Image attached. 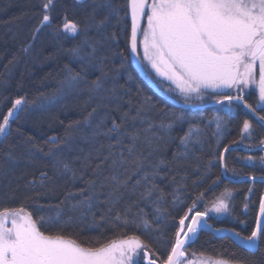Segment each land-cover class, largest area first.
Segmentation results:
<instances>
[{
    "label": "trees",
    "instance_id": "trees-1",
    "mask_svg": "<svg viewBox=\"0 0 264 264\" xmlns=\"http://www.w3.org/2000/svg\"><path fill=\"white\" fill-rule=\"evenodd\" d=\"M42 2L43 0H0V117L6 114L16 98L24 97L26 100L18 118L11 121L10 135L7 139L0 138V162H5L4 154L7 152L20 157L17 164L6 162L7 175L0 176V208L26 203V208L31 210L34 216L54 217L56 205L64 200L70 190L76 195L61 206L62 219L67 221L69 217L72 218V222L62 229L66 237L76 240L82 246L92 247L135 233L149 243L157 254H161L167 252L168 240L174 231L177 217L182 215L179 209L183 205L173 206L172 201L178 199L190 204L197 193L203 192L204 201L210 205V202L227 188L233 194L231 217L221 220L209 218V222L217 229H234L240 232L241 236L249 235L258 217L264 184L229 183L223 178L213 183L223 171L217 155L225 145L237 148L226 154L229 173L232 174L234 169L239 177H264L263 167L249 166L243 162L246 154L260 155L262 151L257 148L245 151L238 146L242 141V121L250 118L249 114L243 108L235 107L229 119L223 106L215 103L203 107H186L183 98L174 90L165 91L166 88L173 89L169 83L158 77L147 79L136 66L128 47L131 19L130 14H124L127 11L126 0H113L121 10L119 23L112 18L104 33L98 34L94 29L87 33V38L97 48L93 58L95 67H88L87 70H83L81 62L74 59L70 53L73 47L83 45L85 33L81 31L79 35L71 36L61 29L65 16L70 21L85 23L94 6V0H84L81 4L75 3V0H54L51 10L52 26L43 28L33 39V29L41 18ZM104 12L103 9L98 10L97 18ZM113 32L116 33L114 40L111 39ZM24 48L28 50L24 51ZM66 68H70L74 73H81L85 78L75 89L69 90L62 83L67 75ZM96 79H100L104 86L96 94L97 97L111 95V99L89 98L87 88ZM113 87L116 91L110 94L108 89ZM145 98H150L154 107H149ZM246 99L251 104H255L257 100L254 93ZM50 100L54 102L49 103ZM116 105L119 106V111L113 110ZM142 106L144 111L133 120L132 117L137 116V109ZM93 108H96V113L89 125L85 120ZM125 112L129 113V117L124 121L121 131L139 130L141 140L138 150L144 153L147 162L153 165H159L161 160L166 162V166H159L160 175L155 178L158 193H162L163 199L159 200L158 204L155 197L152 203H139V207L148 214V219L153 224V230L150 232H137L131 227L114 229L101 222V213L106 208L103 204L92 210L95 221L93 215L87 212L81 216V212L73 210L71 205L81 199L80 190L92 175V169H88L83 180L77 179L73 183L68 177L54 175L51 168L53 157L46 154L52 149L54 155L73 161L74 166L79 168V161L74 160L76 156H83L90 149L99 148L101 144L105 146V153L107 151L106 137L100 136L93 140L91 136L95 124L105 116L120 122ZM261 114L264 113H257ZM175 116H183L184 119L176 121L170 130L161 127L162 124L172 123ZM217 117L221 125L219 130ZM252 122L255 138L253 144L256 145L264 138V127H260L254 119ZM149 124L152 127L145 132ZM106 125L111 127V119L106 120ZM190 127L193 136L198 138L200 143L190 145L186 157L179 156L174 159L175 154L185 152L180 138ZM66 133L69 134V139L65 142ZM52 138H57L60 143L52 144ZM112 139L114 142L115 137ZM234 141L238 143H233ZM124 142H128L126 137ZM218 144L221 147H218ZM40 149L44 151L41 152ZM80 149L84 151L80 152ZM30 151L35 154L32 163L26 162ZM41 170H47L52 177L46 182L47 189L41 188L39 184L33 187L28 183L34 176L39 179ZM146 170L151 172L150 168ZM135 179L136 177H133V183ZM142 189L143 184L138 191ZM34 192L43 194L38 199L25 202V196ZM129 199L139 198L126 196L125 202L114 209V212L123 210ZM200 205L202 207L204 202ZM157 207L161 212L156 211ZM135 211L136 208L133 209V212ZM156 216L160 217L158 221L154 219ZM157 228L159 231H156ZM41 230L46 233L61 231L47 223L41 226ZM188 249L215 259H226L232 264L241 261L248 264H264V240L259 241L260 250L251 253L236 245L230 238L201 232ZM163 258L161 255V259Z\"/></svg>",
    "mask_w": 264,
    "mask_h": 264
},
{
    "label": "snow or ice",
    "instance_id": "snow-or-ice-1",
    "mask_svg": "<svg viewBox=\"0 0 264 264\" xmlns=\"http://www.w3.org/2000/svg\"><path fill=\"white\" fill-rule=\"evenodd\" d=\"M83 2L84 0H75L77 4ZM40 7L41 18L33 29V39L35 34L53 24L51 10L54 7V0H43ZM100 9L105 12L97 18ZM126 9L124 14H130L131 19L128 47L131 54L138 57L142 49V59L138 60L137 67L144 72L145 77L151 79V74L145 70L146 61L157 77H162L174 85V89L166 88L165 91H176L189 108L199 107L189 103L192 97L203 102L208 92L215 95L214 103L223 106L229 119L235 107L243 108L250 118L242 121L240 135L242 140H252L254 135L252 120H256L260 127H264V114L257 115L264 113V0H126ZM112 18H115L117 23L121 18V10L113 0H94L92 11L83 24L64 17L61 30L65 34L77 36L81 31L85 33L83 45L70 49L71 56L81 62L83 70L95 67L93 58L97 52L95 44L87 38V33L93 29L98 34L104 33L106 25ZM145 20L146 24L142 27ZM115 38L116 33L113 32L111 39ZM27 50L24 48V51ZM100 70L103 71L102 68ZM66 71L67 75L62 83L69 90L77 88L81 80L85 79L81 73H74L70 68H66ZM103 87L100 79L92 81L87 88L89 98L111 99V95L97 97L96 94ZM253 89L257 94L255 104L249 103L246 99L249 91ZM115 91V87L108 89L110 94H114ZM52 102L54 101H49ZM25 103L24 97L16 98L6 114L0 117V138L7 139L10 135L11 121L18 118V113L23 110ZM145 103L149 107H154L150 98H145ZM113 110L119 111V106L116 105ZM142 111L143 106L137 109V116L132 119H137ZM95 113L96 108H93L85 123L91 125ZM128 117L129 113L125 112L120 122L107 116L100 118L91 136L93 140L100 136L106 137L107 151L105 153V146L101 144L99 148L90 149L83 156H76L74 160L79 161V168L74 166L73 161L54 155L52 149L46 154L53 157L51 168L54 175L68 177L73 183L77 179L83 180L88 169H92V175L85 181V187L80 190L81 199L71 205L73 210L80 211L81 216L85 212L92 214L95 221L92 210L103 204L106 208L101 213V222L114 229L131 227L137 232H150L153 230V224L150 223L148 214L139 207V203H152L155 197L158 204L159 200L163 199L162 193H158L155 178L160 175L159 166H166V162L161 160L159 165L147 162V157L138 150L140 131H121ZM107 119H111V127H107ZM183 119V116H175L172 123L162 124L161 127L170 130L176 121ZM220 126L217 117L218 130ZM71 127L72 125L69 126ZM151 127L149 124L148 129L144 131H149ZM124 137L127 143L124 142ZM64 139L65 142L69 139L68 133ZM50 142L54 145L60 143L57 138H52ZM198 143L200 141L193 136L190 127L180 138V144L183 145L185 152L175 154L174 159H178L179 156L186 157L189 146ZM218 147L221 146L218 144ZM245 147L248 151H252L254 147L264 151V138L256 145L249 144ZM231 149V145H225L218 152L217 159L223 171L213 181L214 184L221 178L229 183L239 182L237 179L239 174L234 169L231 175L228 174L226 154ZM34 155L30 151L26 162H34ZM244 159L246 163L253 165L256 163L252 155ZM258 159L260 166L264 167V156ZM4 161L0 162V176L7 175L6 162L17 164L20 157L7 152L4 154ZM146 168H150L151 172ZM210 168L211 162L209 171ZM133 177H136L134 183ZM51 178L47 170H41L39 179L34 176L28 183L33 187L39 184L41 188L47 189L46 182ZM243 179L255 182L257 177H239V180ZM259 179L264 181V177ZM141 184L143 189L138 191ZM251 191L250 188L249 192ZM42 194L34 192L26 195L24 201L38 199ZM75 195L76 193L67 191L64 200L56 205L54 217L34 216L33 212L26 208V203L0 208V264H231L226 259L197 261L188 255V247L198 238V233L212 229L208 222L210 214L230 213L229 198L232 193L227 188L210 202V206L204 201L203 192L197 193L190 204L174 199L173 206L183 205L179 209L182 215L177 217L174 231L168 240L167 252L161 254H157L149 243L135 233L92 247L82 246L76 240L66 237L62 229L72 222V218L69 217L67 221L62 219L61 206ZM126 196L139 199H129L123 210L114 212V209L125 202ZM201 202H204L203 208L200 207ZM134 208L137 211L133 212ZM156 211L161 212V209L157 207ZM154 219L158 221L160 217L156 216ZM46 223L61 231L48 233L42 231L41 226ZM214 231L216 233L229 231L246 249L259 251L258 241L264 240V196L259 202V217L249 235L241 236L240 232L234 229ZM161 255L164 256L163 259ZM238 264L248 262L241 261Z\"/></svg>",
    "mask_w": 264,
    "mask_h": 264
},
{
    "label": "rangeland",
    "instance_id": "rangeland-1",
    "mask_svg": "<svg viewBox=\"0 0 264 264\" xmlns=\"http://www.w3.org/2000/svg\"><path fill=\"white\" fill-rule=\"evenodd\" d=\"M146 24V20L144 21V22H142V27L144 26ZM142 55H143V53H142V49L140 50V55H139V57L138 56H134V55H132L133 56V60H134V62H135V64H136V66H137V62H138V60L139 59H142ZM145 63V70L147 71V72H149L150 74H151V77H157L156 76V74H155V72H154V70H152L151 69V67L149 66V65H147V62L145 61L144 62ZM139 69V68H138ZM144 76H145V74H144V72H141ZM158 78H161V79H163L162 77H158ZM166 83H169L170 84V82H168V81H166V80H164ZM171 85V84H170ZM172 87H173V89H174V85H171ZM176 92V91H175ZM177 93V92H176ZM251 93H254V95L256 96V99H257V94H256V92H255V90L253 89V90H250L249 91V94L246 96V97H248ZM214 99H215V96H214V94H205V97H204V100H203V102H201V101H199V100H196L195 99V97H192L191 99H190V101H189V103L190 104H195V105H199L200 107H203V106H207V105H210V104H214ZM193 108H195V107H193ZM254 137H253V139L252 140H247V139H244V140H242L239 144H238V146L239 147H241V148H244V149H246L247 151H248V149L245 147V145H249V144H252V145H254L253 144V141H254ZM254 150L256 149L255 147L253 148ZM258 149V148H257ZM248 155H252L255 159H256V163H255V165H253L252 163H246V161H245V159H244V164H248L249 166H260V164H259V157L260 156H264V151H262V154H260V155H258V154H253V153H249V154H246V156H248ZM261 167V166H260ZM264 168V167H263ZM229 175H231V173H228ZM239 178V177H238ZM232 201H233V194L231 195V197L229 198V204H230V213H225V214H221V215H217V214H215V213H211L210 214V218H213V219H215V220H221V219H229L230 217H231V215H232V212H233V205H232ZM202 203V202H201ZM210 206V205H209ZM200 207H201V205H200ZM204 207V205L201 207V208H203ZM193 254H195V255H193ZM188 255H189V257L190 258H192V259H194V260H197V261H209V260H215V258H212V257H208V256H205V255H202V254H198V253H196L194 250H190V249H188ZM232 264V263H231Z\"/></svg>",
    "mask_w": 264,
    "mask_h": 264
},
{
    "label": "water",
    "instance_id": "water-1",
    "mask_svg": "<svg viewBox=\"0 0 264 264\" xmlns=\"http://www.w3.org/2000/svg\"><path fill=\"white\" fill-rule=\"evenodd\" d=\"M15 119V118H14ZM13 119V120H14ZM12 120V121H13ZM237 148H233L232 147V149L230 150V151H232V150H236ZM245 151H247L246 149H244ZM239 182H235V183H242V182H253L252 180H250V179H243V180H238ZM255 182H258V183H262V184H264V181H261L259 178H257V180L255 181ZM264 196V195H263ZM258 217H259V213H258ZM257 217V218H258ZM209 222V221H208ZM210 223V222H209ZM212 225V224H211ZM215 229H217V228H215L213 225H212V229H209V230H206V231H201V232H204V233H208V234H213V235H215V236H217V237H227V238H230L236 245H238L239 247H242V248H244L245 250H247V251H249V252H251V253H256L257 251L255 250V249H253V250H248V249H246V247H244V246H242L241 245V243H240V241L237 239V237H235L231 232H229V231H221V232H219V233H216L214 230ZM225 230H227V229H225ZM201 232H199L198 233V236L200 235V233ZM197 240V239H196ZM195 240V241H196ZM194 241V242H195ZM193 242V243H194ZM193 243H191V245L193 244ZM258 246H259V241H258Z\"/></svg>",
    "mask_w": 264,
    "mask_h": 264
}]
</instances>
